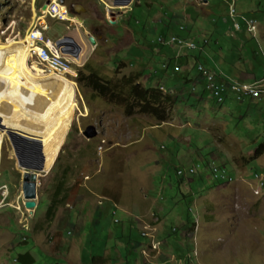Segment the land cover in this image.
<instances>
[{
  "label": "rangeland",
  "instance_id": "374dc122",
  "mask_svg": "<svg viewBox=\"0 0 264 264\" xmlns=\"http://www.w3.org/2000/svg\"><path fill=\"white\" fill-rule=\"evenodd\" d=\"M46 1L0 0V41L17 43V52L27 56L21 39L47 11ZM230 2L238 15L257 21L255 33L239 17L242 30L232 28ZM62 4L71 18L48 15L40 21L48 25L46 37L56 42L70 36L83 48L80 59L64 72L76 89L75 118L54 164L38 178L34 212L25 207L24 169L8 135L2 134L0 185L9 184L11 193L8 204H0V264H22L17 256L27 251L35 257L34 264H86V255L104 254L106 249L109 253L114 246L123 250L129 264H142L143 255L154 258L155 264H264V100L243 112L239 109H248L247 103L232 100L229 110L226 102L216 103L204 88L196 91L184 78L190 76L192 83L199 76L197 62L230 72L234 81L237 70L254 72L249 79L264 77V0H134L131 8L113 7V0ZM112 10L115 14L109 15ZM77 17L87 19L82 24ZM176 32L200 43L199 49H181L177 57L175 46L158 43L159 35ZM91 34L95 44L88 40ZM204 39L209 40L207 46L202 45ZM51 46L55 50L56 45ZM29 60L38 65L34 70L47 72L34 55L29 54ZM88 67L108 78L116 69L120 77L139 71L143 85L160 83L162 91L175 98L168 119L145 113L129 116L123 107L100 99L78 80L79 71L88 73ZM89 125L98 131L92 139L83 134ZM214 160L236 180L215 184L209 170ZM190 167L204 179L184 177L178 186V170L185 174ZM66 171L68 199L48 222L54 184ZM100 210L105 211L103 217ZM129 223L152 238V249L130 248V238L145 237ZM124 228L127 236L118 233ZM117 259L115 254L113 264Z\"/></svg>",
  "mask_w": 264,
  "mask_h": 264
},
{
  "label": "bare ground",
  "instance_id": "6f19581e",
  "mask_svg": "<svg viewBox=\"0 0 264 264\" xmlns=\"http://www.w3.org/2000/svg\"><path fill=\"white\" fill-rule=\"evenodd\" d=\"M67 18L71 17L67 15ZM251 24H253V33H255L258 29L257 21L252 20ZM181 29L185 30V27L182 26ZM173 39L180 46H189V50H197L201 45L195 44L196 41L191 38H184L177 34L163 37V43L166 46L173 45ZM56 42L51 44L56 45ZM65 43H69V46L74 49L79 47L72 38H66ZM208 43L209 41H204V45ZM33 44L29 33L21 39V47L24 46L28 53L26 56V52H17V43L0 41V116L8 126L32 134L43 142L46 170H49L54 164L75 118L76 89L73 87L74 84L66 79L64 72H68L72 61L74 62L76 59L55 51L49 43V47H40V54H44L47 58L37 61L47 72L42 71L41 73L40 69L38 72L34 70L38 65L34 63V67L29 60V54L34 55L31 52ZM217 70L226 77L217 78V85L222 89H228V94H221V90L209 91L218 104L225 103L230 93H234V95H230H233L235 100L239 99L237 100L239 102H243L247 98L261 99L264 97V77L257 78L253 83L236 80V85L241 86L237 91L229 89V80L234 81L235 79L220 69ZM254 85L257 89L246 90V87ZM243 98L246 99L243 100ZM2 134L4 133L0 131V146ZM209 168L211 178L213 181L216 180L214 182L227 184L236 180L235 175L224 164L220 165L216 160L209 164ZM190 172L195 173L197 170L190 169ZM143 233L142 235L145 236Z\"/></svg>",
  "mask_w": 264,
  "mask_h": 264
},
{
  "label": "trees",
  "instance_id": "16d2710c",
  "mask_svg": "<svg viewBox=\"0 0 264 264\" xmlns=\"http://www.w3.org/2000/svg\"><path fill=\"white\" fill-rule=\"evenodd\" d=\"M134 10L135 9L133 8L132 12ZM162 21H166V19H163ZM137 23L138 22H135V24ZM171 27L172 25L170 26V28ZM176 34L179 35V33L177 32ZM161 35H163L164 37L168 36L167 34H161ZM159 44L162 46L161 43ZM85 66L88 65L86 64ZM89 68L90 67H88L89 70L88 73H85V71L83 70L79 71L78 80L82 82L84 86L91 88L96 94H98V97H100V99L105 100V102L107 103H111L123 107L125 114L129 116H132L136 113H145L150 116L156 117L161 121H165L168 119L170 114V108L173 106L175 102V98L170 92L164 93L161 89L164 87L160 86V83L159 84L157 83V85H152V84L143 85L140 80L142 73L139 71L137 72L132 71L131 73L123 74L120 77L118 75L119 71L116 69V75L114 77L108 78L103 76L98 71ZM241 73H243V78H250L251 76L249 75L255 77L254 72L250 73L247 70H241ZM211 98L215 100L212 96ZM215 101L217 102V100ZM239 119L241 118L239 117ZM262 147L263 145L259 146L257 148V151H259ZM208 162L209 161L206 162V169ZM191 168L192 167H190V169ZM190 169H189V173H185L182 175L179 174V170H178V175L180 176V179H178L177 181L178 186H181V184L183 183V179L185 178H187L188 181H190V179L194 181L195 180L194 177H197L200 181L204 179L205 176L203 175V173L199 172V170H197V172L195 173H191ZM67 176H68V172L67 171L63 172L61 176L57 177V182L54 184L52 197L49 199V206L47 208L45 215L46 221L48 222H52L54 220L59 206L66 203L68 199ZM214 183L220 184V182H214ZM191 184L192 183H190V185ZM183 196L186 198V194H183ZM192 224H194V222H192ZM187 228L193 229L191 225H187ZM23 242H26V240ZM17 260L20 261L22 264H34L36 261L35 257L29 251L20 253L17 256ZM108 260L109 259L107 257L101 254H92L89 257H87L86 255L85 257L86 264H106ZM55 264H66V263H55Z\"/></svg>",
  "mask_w": 264,
  "mask_h": 264
},
{
  "label": "water",
  "instance_id": "95a60500",
  "mask_svg": "<svg viewBox=\"0 0 264 264\" xmlns=\"http://www.w3.org/2000/svg\"><path fill=\"white\" fill-rule=\"evenodd\" d=\"M52 0H47L46 4H49ZM65 3V0H60ZM133 0H113V7H129ZM124 12V11H120ZM114 15L112 10L109 15ZM78 20L83 22V19L77 17ZM115 21L111 20V23ZM66 38H72L78 48L74 49L65 43ZM89 39L92 44L96 43V38L93 34L89 35ZM58 46L61 47V52L65 55L71 56L76 60L80 58L82 46L70 36H65L57 40ZM0 131L8 135L10 143L13 147L14 154L16 156L18 165L24 169L22 178V194L25 199V207L31 212H34L38 206V178L42 175V172L46 170V156L44 153L43 142L36 138L34 135L25 133L17 128L8 126L3 122V118L0 116ZM98 131L94 125H89L83 131V134L92 139L97 135ZM60 152V150H59Z\"/></svg>",
  "mask_w": 264,
  "mask_h": 264
},
{
  "label": "built area",
  "instance_id": "2783aa9c",
  "mask_svg": "<svg viewBox=\"0 0 264 264\" xmlns=\"http://www.w3.org/2000/svg\"><path fill=\"white\" fill-rule=\"evenodd\" d=\"M203 1V0H201ZM61 7H64L62 9ZM68 10L65 5H63L61 2H58V0H53L48 4L47 11H43L41 14V19H44L48 15L61 19L63 21L67 20ZM229 16L233 21V28L236 30H240L242 28V24L238 21V17L244 21L246 28L249 32H253V24H251V21L249 18L245 16H240L237 14L236 8L234 6V3H231L229 6ZM31 30L29 31V34L31 36V40L33 41L32 46V54H34V58L37 61H40L41 58H47L44 56V54H40V47L41 46H48L49 43H54V40H52L49 37L45 36V31L48 29V25L45 24V21H39L35 24H32ZM163 35L158 36V42L163 45ZM204 41H208L207 39H204L202 41V44L204 45ZM195 44H200L196 42ZM173 46L177 48L178 55L181 52V49H187L189 50V46H180L178 45L177 41L173 39ZM55 51H61V47L58 46L56 43V50ZM81 54V53H80ZM176 69L178 70L179 67L176 66ZM197 69L200 73V77L203 79L205 83V87L208 91L211 90H221V94H228V89H222L220 86L217 85V78H226L224 74L220 73L219 70H212L211 67H208L207 65L203 64L202 62L197 63ZM238 87H241L239 85H236V81L229 80V89H236L238 91ZM257 89L255 85L253 87H246V90H254ZM191 169H196V167H192ZM179 174H184L183 170H179ZM0 194L2 196L0 200V204H8L6 203V199L8 198V192H6V184L0 186ZM29 210V209H28ZM117 211L113 210V214H116ZM25 239V238H24Z\"/></svg>",
  "mask_w": 264,
  "mask_h": 264
},
{
  "label": "crops",
  "instance_id": "0c3cea01",
  "mask_svg": "<svg viewBox=\"0 0 264 264\" xmlns=\"http://www.w3.org/2000/svg\"><path fill=\"white\" fill-rule=\"evenodd\" d=\"M204 3H207V2H204ZM132 6H130L129 8H131ZM82 24H83V22L82 21H80ZM128 22V21H127ZM135 22H136V20H135ZM132 24H134L133 23V21H132ZM179 27V26H178ZM80 28H81V25H80ZM171 28H173V29H176L177 28V26H175V24H173V26L171 27ZM84 35H86V33L84 32ZM82 37V36H81ZM80 37V38H81ZM89 37V36H88ZM205 49V48H204ZM55 50H56V48H55ZM58 52H60L61 54H62V52L61 51H58ZM83 52V51H82ZM207 52V51H206ZM178 54H176V56H177ZM181 59V58H180ZM198 59V58H197ZM214 63L215 64H217V66H218V63L216 62V61H214ZM219 67V66H218ZM233 69H236V68H233ZM220 70H223L222 68L220 69ZM237 70V69H236ZM224 72H225V70H223ZM238 71H239V73H238ZM226 74H228L230 77H234L235 75H233V74H231L230 72H225ZM233 73V72H232ZM238 73V75H239V78H237V77H235V78H237V80H239V81H241V82H249V83H253V82H255L256 81V79H249V78H243V73H241V70H237V71H235L234 72V74H237ZM184 78H185V81L186 82H188V85H193V88H195V90L196 91H199V89L201 90V89H205L206 91H207V89H206V87H205V83H204V81H203V79L200 77V75L195 79V80H193V82L192 83H189V81L191 80V78H190V76H184ZM260 78V77H259ZM251 80V81H250ZM196 86V87H195ZM208 92V91H207ZM206 92V93H207ZM208 94H209V96H210V93L208 92ZM247 99H249V98H247ZM244 100L243 102H239V101H237V100H235V98L233 97V95L231 96V97H229L227 100H226V104L225 105H228V109L229 110H231L230 109V103H232V102H234V103H239V104H244L245 102L247 103V108L248 109H239L241 112H243L244 110H249L250 109V107L251 108H253L254 106H255V103H257L258 102V100H264V98H261V99H249V100ZM233 100V101H232ZM232 101V102H231ZM233 109V108H232ZM243 110V111H242ZM229 113H230V111H229ZM243 118L242 116H241V114H239L238 115V118ZM39 139V138H38ZM4 184H6L7 185V187H8V192H9V195L8 196H10V193H11V191H10V187H9V184H7V183H3V184H1L0 186H2V185H4ZM0 196H1V194H0ZM1 198H2V196H1ZM104 213H105V211H103V210H100L99 212H98V215L100 216V217H103L104 216ZM129 225H130V223H129ZM131 227H135V228H137L138 229V231H139V234H141V236H143L142 235V231L135 225H133L132 226V224L130 225V229H131ZM124 231H122V232H118L121 236L123 235V236H127V233L125 232L126 230H125V228L123 229ZM117 233V234H118ZM145 236H143V237H145L144 239H142V240H140V241H133L131 238L129 239L130 240V243L128 244L129 246H130V248L132 249V247H141V251L144 249V248H149V249H152V247H151V241H152V238H150V237H148V236H146V234L145 233H143ZM130 237V236H129ZM115 249H117L118 250V252L116 253L115 252ZM154 249H155V247H154ZM107 251V249L105 250V253L104 254H101V255H104L105 257H107L109 260V264H113V259H114V255L115 254H117V257H118V259L115 261L116 263L115 264H129L128 263V258L125 256V254L123 253V250L121 251L119 248H117L116 246H114L113 247V249H112V251H110L109 253H108V251ZM128 251V250H127ZM153 252V251H152ZM112 253H113V256H112ZM20 254V253H19ZM110 254V255H109ZM108 255V256H107ZM126 255H127V253H126ZM143 255V254H142ZM143 262H142V264H155V262H154V258H147V257H145L144 255H143ZM135 264H140L139 263V261L138 260H136V262H135Z\"/></svg>",
  "mask_w": 264,
  "mask_h": 264
},
{
  "label": "clouds",
  "instance_id": "9594fccd",
  "mask_svg": "<svg viewBox=\"0 0 264 264\" xmlns=\"http://www.w3.org/2000/svg\"><path fill=\"white\" fill-rule=\"evenodd\" d=\"M198 1H201V0H198ZM203 3L204 2H208V0H203L202 1ZM231 3H234V2H230V4ZM132 4H134V0H133V2L131 3V5ZM64 5V4H63ZM66 6V5H65ZM230 6V5H229ZM234 6H235V3H234ZM67 7V6H66ZM236 8V7H235ZM237 11V10H236ZM229 14V13H228ZM230 17V16H229ZM246 17V16H245ZM248 18V17H247ZM78 20V19H77ZM245 24V23H244ZM258 24V23H257ZM232 28H233V24H232ZM245 28H246V25H245ZM179 29H180V27H179ZM234 29V28H233ZM181 30V29H180ZM234 30H236V29H234ZM240 30H242V28L240 29ZM240 30H236V31H240ZM170 34H174V33H170ZM179 35H181V33H179ZM89 38V37H88ZM208 40V39H207ZM89 41H90V39H89ZM209 41V40H208ZM91 42V41H90ZM80 44V43H79ZM203 45V44H202ZM203 46H207V45H203ZM82 51H83V48H82ZM81 51V52H82ZM177 54H178V52H177ZM81 55V54H80ZM177 57H179V55H177ZM198 63V62H197ZM206 65V64H205ZM177 70V69H176ZM179 70V69H178ZM200 75V74H199Z\"/></svg>",
  "mask_w": 264,
  "mask_h": 264
},
{
  "label": "flooded vegetation",
  "instance_id": "af4514ba",
  "mask_svg": "<svg viewBox=\"0 0 264 264\" xmlns=\"http://www.w3.org/2000/svg\"><path fill=\"white\" fill-rule=\"evenodd\" d=\"M84 20L83 21H85V19H87L86 17L85 18H83ZM93 27H94V30H96V28H97V31L98 30H100V27L99 26H96V25H93ZM89 40V39H88ZM90 42V41H89Z\"/></svg>",
  "mask_w": 264,
  "mask_h": 264
}]
</instances>
